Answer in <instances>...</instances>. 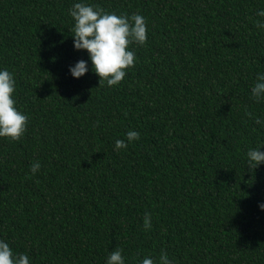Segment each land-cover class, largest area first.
Instances as JSON below:
<instances>
[{"label":"trees","instance_id":"1","mask_svg":"<svg viewBox=\"0 0 264 264\" xmlns=\"http://www.w3.org/2000/svg\"><path fill=\"white\" fill-rule=\"evenodd\" d=\"M74 2L0 0V67L29 117L20 140L0 138V239L31 264H104L115 248L126 264L162 250L176 264H264V164L246 163L264 146V102L249 97L264 0H88L146 18L113 87L90 62L69 74L88 59L73 49ZM130 129L139 140L114 151Z\"/></svg>","mask_w":264,"mask_h":264},{"label":"clouds","instance_id":"2","mask_svg":"<svg viewBox=\"0 0 264 264\" xmlns=\"http://www.w3.org/2000/svg\"><path fill=\"white\" fill-rule=\"evenodd\" d=\"M68 15L73 21L72 39L75 51H85L87 60H78L68 68L73 79H79L91 71L99 78V86L113 87L124 80L127 72L138 62L132 46L145 45L148 38L146 18L140 13L117 14L101 8L88 0H76L68 8ZM253 26L264 33V7L255 12ZM16 81L14 74L7 68L0 67V138L12 141L20 140L26 132L29 117L22 112L16 102ZM249 97L256 103L264 102V72H257L249 88ZM256 125L264 128V114L254 118ZM140 133L128 130L124 139L114 141L113 150L126 149L139 140ZM262 147L249 148L246 153L247 166L256 169L264 164ZM30 172L36 174L41 165L38 161L30 164ZM264 211V204L259 205ZM145 230L152 226L150 214L143 217ZM0 264H31V259L25 252H16L9 243L0 239ZM104 264H126L122 249L115 248L105 257ZM138 264H176L174 258L161 251L158 258L143 256Z\"/></svg>","mask_w":264,"mask_h":264}]
</instances>
